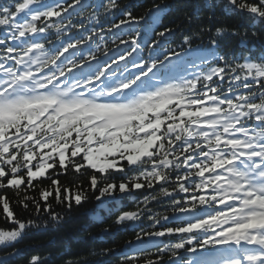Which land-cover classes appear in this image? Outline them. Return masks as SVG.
<instances>
[{"label":"snow or ice","instance_id":"obj_1","mask_svg":"<svg viewBox=\"0 0 264 264\" xmlns=\"http://www.w3.org/2000/svg\"><path fill=\"white\" fill-rule=\"evenodd\" d=\"M217 10L258 26V43L217 25ZM177 11L0 0V212L12 225L0 264L91 197L97 225L117 226L102 233L138 229L115 264H264V54L225 56L217 39L264 53V0H209L170 20Z\"/></svg>","mask_w":264,"mask_h":264},{"label":"trees","instance_id":"obj_2","mask_svg":"<svg viewBox=\"0 0 264 264\" xmlns=\"http://www.w3.org/2000/svg\"><path fill=\"white\" fill-rule=\"evenodd\" d=\"M127 2V0H125ZM145 3H149L150 0H144ZM161 2V0H157ZM163 2H169V0H163ZM180 11H177L174 17H170V20L180 22L186 13L196 12L201 5H206L209 0H172ZM143 11V10H141ZM203 16V14H202ZM216 24L226 25L229 29L237 28L241 32H248V39L250 42L258 43L253 40L251 36L252 30L259 31L258 26L251 25L250 22L243 21L240 17L235 15L224 16L219 10H217ZM165 20L164 23H168ZM207 23V20H205ZM187 25V22H184ZM243 25V27H241ZM2 31V29H0ZM180 39L179 35L176 38ZM219 41V53L225 56L232 55H254L260 56L262 53L259 47L254 48L251 53L246 48L240 46V38L232 35L225 34L222 37H217ZM199 43V41H197ZM203 43L207 45L208 36L204 37ZM62 183L71 186L72 178L67 180L62 178ZM87 184L85 183V187ZM97 201L94 197H91L89 202L85 203L79 208H73L72 211L67 212L63 222L59 225H52L45 230L33 231L30 233L18 246L24 250V256L17 261V264H25V261L31 256L39 254L41 256H47L49 259L46 264H64L67 259L79 260L89 259L94 262L98 261H111V264H115L117 256L121 250L124 249L126 241L134 239V231L138 229L128 228L121 232L114 239L109 235L102 233V229L110 227L112 231L117 230V226L112 224L111 220H108L106 224H99L94 220L93 216L89 215V212L97 208ZM128 209L133 207L131 202H126ZM58 211H62L61 206H56ZM19 213V209H17ZM103 215V213H101ZM3 213L0 212V229L12 227V225L6 223L3 220ZM106 249H112L107 255H101ZM96 253V255H93ZM0 254H3V250L0 249Z\"/></svg>","mask_w":264,"mask_h":264}]
</instances>
